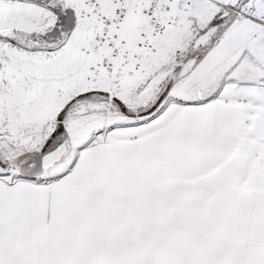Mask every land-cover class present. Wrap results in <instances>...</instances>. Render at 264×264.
Listing matches in <instances>:
<instances>
[{"label": "snow or ice", "instance_id": "1", "mask_svg": "<svg viewBox=\"0 0 264 264\" xmlns=\"http://www.w3.org/2000/svg\"><path fill=\"white\" fill-rule=\"evenodd\" d=\"M0 264H264V0H0Z\"/></svg>", "mask_w": 264, "mask_h": 264}]
</instances>
